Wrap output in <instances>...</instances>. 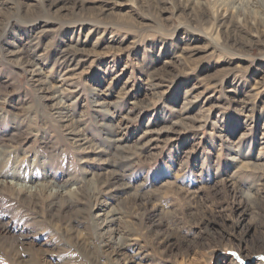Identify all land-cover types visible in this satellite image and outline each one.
<instances>
[{"label":"rangeland","instance_id":"obj_1","mask_svg":"<svg viewBox=\"0 0 264 264\" xmlns=\"http://www.w3.org/2000/svg\"><path fill=\"white\" fill-rule=\"evenodd\" d=\"M0 264H264V0H0Z\"/></svg>","mask_w":264,"mask_h":264},{"label":"bare ground","instance_id":"obj_2","mask_svg":"<svg viewBox=\"0 0 264 264\" xmlns=\"http://www.w3.org/2000/svg\"><path fill=\"white\" fill-rule=\"evenodd\" d=\"M70 52H71V51H70ZM72 52H73V51H72ZM66 55H67V54H66ZM17 192L20 193V192H22V191H21V190H17ZM30 194H31V193H30ZM31 195H32V194H31ZM245 195H247V194H245ZM248 195H249V194H248ZM249 196L251 197V195H249ZM249 196H248V197H249ZM245 197H247V196H245ZM248 197H247V198H248ZM33 198H34V197H33ZM247 200H248V199H247ZM61 203H62V202H61Z\"/></svg>","mask_w":264,"mask_h":264}]
</instances>
